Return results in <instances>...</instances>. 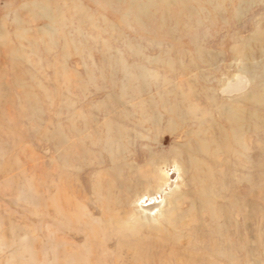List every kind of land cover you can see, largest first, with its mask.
Instances as JSON below:
<instances>
[{
	"label": "rangeland",
	"instance_id": "rangeland-1",
	"mask_svg": "<svg viewBox=\"0 0 264 264\" xmlns=\"http://www.w3.org/2000/svg\"><path fill=\"white\" fill-rule=\"evenodd\" d=\"M0 264H264V0H0Z\"/></svg>",
	"mask_w": 264,
	"mask_h": 264
},
{
	"label": "bare ground",
	"instance_id": "bare-ground-1",
	"mask_svg": "<svg viewBox=\"0 0 264 264\" xmlns=\"http://www.w3.org/2000/svg\"><path fill=\"white\" fill-rule=\"evenodd\" d=\"M218 110V109H217ZM232 109H225L224 111H222L224 114H226V115H228V117L226 118L230 123H232V124H235L236 126H241V124H242V119L240 118V117H237L238 116V111H236V110H232ZM230 115V116H229ZM159 125V124H158ZM238 138V137H237ZM108 144H110V142L108 143ZM114 145H115V143L110 147V149H112V152L116 149V146L114 147ZM206 147L205 146H203V144H201L200 146H199V150H204ZM172 159V158H171ZM152 165V164H151ZM169 166V165H168ZM158 167V166H157ZM114 168V167H113ZM162 172V171H161ZM183 174V173H182ZM159 177V176H158ZM161 180V179H160ZM153 181H154V179H153ZM154 184V183H153ZM156 186V188H155V190H157V192L158 193H161L162 191H161V185H159V183H157V185H155ZM166 187H168V189L170 190L169 191V193L167 194V196H171L172 195V193H173V182L172 183H168L167 184V186ZM122 192V191H121ZM149 194V193H148ZM181 196V195H180ZM179 196V197H180ZM168 197V200H166L165 202H160L159 204H154L153 203V205H152V207L154 208V207H156L157 209H153V210H155V212H153V214L154 213H159L158 215L160 216V217H163V218H165L166 219V217H168L167 216V211L166 212H162V209L165 207V205H167L168 204V201H169V198ZM203 200H207V197H203ZM180 201V200H179ZM101 202V201H100ZM207 202V201H206ZM170 204V203H169ZM151 207V206H150ZM146 209H150L149 207H146V206H139V212H140V210L141 211H144V210H146ZM168 211L170 212L171 211V209L169 208L168 209ZM149 212V211H148ZM150 213V212H149ZM151 214V213H150ZM161 221H163V219L161 220ZM120 226V225H119ZM121 227V226H120ZM210 253V252H209ZM219 255V254H218Z\"/></svg>",
	"mask_w": 264,
	"mask_h": 264
}]
</instances>
